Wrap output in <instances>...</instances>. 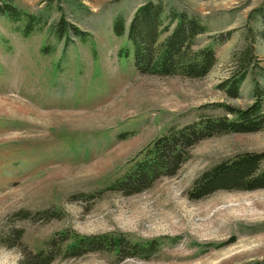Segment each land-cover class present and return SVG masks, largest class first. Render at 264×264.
<instances>
[{"label": "rangeland", "instance_id": "1", "mask_svg": "<svg viewBox=\"0 0 264 264\" xmlns=\"http://www.w3.org/2000/svg\"><path fill=\"white\" fill-rule=\"evenodd\" d=\"M12 1L43 24L24 35L23 21L0 15V264H18L65 230L162 244L147 260L116 262L101 251L49 264H264V188L188 194L217 162L264 152V128L200 140L175 174L139 192L107 189L168 127L224 115L222 104L247 107L254 77L264 91V0H160L206 22L195 46L212 43L215 62L200 77L136 70L126 31L116 35L113 20L123 16L127 29L145 0ZM61 16L90 39L57 38ZM245 48L253 65L230 96L218 83Z\"/></svg>", "mask_w": 264, "mask_h": 264}, {"label": "trees", "instance_id": "2", "mask_svg": "<svg viewBox=\"0 0 264 264\" xmlns=\"http://www.w3.org/2000/svg\"><path fill=\"white\" fill-rule=\"evenodd\" d=\"M260 22L264 24V10L258 9ZM13 22L23 21L24 35L39 29L43 19L30 13L12 0H0V15ZM208 29L203 17L186 10L166 9L160 0H145L132 14L126 29L123 16L113 20L116 35L125 33L133 48L134 64L140 73L180 74L188 77L203 76L215 62L212 43L195 46L199 34ZM57 38L68 32L82 40L90 39V33L63 16L53 26ZM231 31L226 32L228 37ZM264 40V30L258 31ZM222 35V34H221ZM68 38V37H67ZM69 39V38H68ZM66 39L65 45L68 43ZM70 40V39H69ZM250 48L239 51L234 71L221 80L218 86L228 95L236 96L242 80L253 65ZM254 100L245 108L222 104L226 114L202 116L180 127L170 126L165 133L153 139L139 151L129 169L114 180L107 189L124 194L139 192L160 177L176 173L189 157L190 148L200 140L224 133L254 132L264 128V91L253 78ZM228 115H231L229 117ZM264 188V152L247 151L221 160L200 173L188 192L198 199L222 189L254 190ZM157 238L132 239L123 232H106L82 235L65 230L50 237L33 254H24L18 264H49L57 256L77 257L89 252L106 251L115 256L116 262L135 257L147 260L160 248Z\"/></svg>", "mask_w": 264, "mask_h": 264}]
</instances>
